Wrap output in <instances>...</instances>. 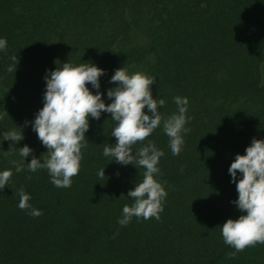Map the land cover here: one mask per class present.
Listing matches in <instances>:
<instances>
[{"label":"trees","instance_id":"1","mask_svg":"<svg viewBox=\"0 0 264 264\" xmlns=\"http://www.w3.org/2000/svg\"><path fill=\"white\" fill-rule=\"evenodd\" d=\"M0 37L2 131L31 121L42 106L45 69L66 61L105 69L102 99L117 67L153 75L162 117L176 111L177 95L187 97L190 117L177 155L161 126L131 146L135 153L150 140L163 150L154 179L167 195L159 219L133 216L123 226L117 218L143 168L102 155L115 143L110 113L89 118L67 188L54 187L46 169L16 172L18 150L5 154L10 141H0V170L13 168L0 190V264H264V243L235 251L220 234L226 218L241 214L229 202L237 193L227 167L252 137L264 136V0H0ZM22 133L15 147L45 157L30 124ZM21 186L39 216L17 207Z\"/></svg>","mask_w":264,"mask_h":264},{"label":"clouds","instance_id":"2","mask_svg":"<svg viewBox=\"0 0 264 264\" xmlns=\"http://www.w3.org/2000/svg\"><path fill=\"white\" fill-rule=\"evenodd\" d=\"M5 47L6 40L0 37V50ZM12 59L16 66L17 57ZM14 68L10 66L9 71L13 72ZM104 73L105 69L89 61L76 65L66 61L59 67L46 68L42 75V106L34 112L31 121L26 119L22 125H16L19 131L15 128L0 130V141H10L7 151L0 150L5 154L18 150L20 160L11 161L16 172L24 168L28 172L46 169L54 187L67 188L80 168L81 148L85 143L89 118L95 120L102 112L110 113V118L115 121L110 136L115 137V143L105 144L102 155L121 166L131 164L134 168H143L142 180L127 191L132 203L122 206L117 223L126 225L133 216L138 220L149 217L159 219L167 193L162 184L154 179V174H159L157 165L164 152L150 140L138 147L135 153L131 146L137 141H144L157 126H161L169 138L168 147L172 155H177L183 145L181 133L189 131L185 127L190 119L185 115L188 99L174 96L176 111L166 118L162 117L158 106H163L165 101L151 95L150 85L155 82V76L139 71L129 73L121 66L115 68L108 78L110 84L115 83L104 90L102 99L99 77ZM86 82L90 87L86 86ZM105 100L109 102L105 103ZM145 106L147 110L142 111ZM29 124L46 149L43 152L47 153L46 157L33 155V149L27 144L15 147L23 139L22 128ZM25 157H29L27 163ZM13 168L0 170V190L7 185ZM103 169H98V176L104 177ZM227 173L229 183H234L237 193L236 198L229 202L241 214L234 219L226 218L220 224V234L226 245L241 251L246 246L264 243V136L259 139L252 137L243 154L235 153ZM15 194L18 197L17 207L25 210L26 215L35 217L41 214L40 209L31 205V196L22 186L16 189Z\"/></svg>","mask_w":264,"mask_h":264},{"label":"rangeland","instance_id":"3","mask_svg":"<svg viewBox=\"0 0 264 264\" xmlns=\"http://www.w3.org/2000/svg\"><path fill=\"white\" fill-rule=\"evenodd\" d=\"M259 78H260V84L264 86V63L261 64L259 67ZM43 155L46 157L47 153H43Z\"/></svg>","mask_w":264,"mask_h":264}]
</instances>
